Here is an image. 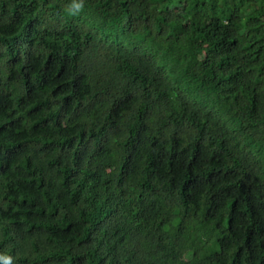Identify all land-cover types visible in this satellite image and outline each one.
Masks as SVG:
<instances>
[{"label": "trees", "instance_id": "16d2710c", "mask_svg": "<svg viewBox=\"0 0 264 264\" xmlns=\"http://www.w3.org/2000/svg\"><path fill=\"white\" fill-rule=\"evenodd\" d=\"M0 257L264 264V0H0Z\"/></svg>", "mask_w": 264, "mask_h": 264}, {"label": "clouds", "instance_id": "9594fccd", "mask_svg": "<svg viewBox=\"0 0 264 264\" xmlns=\"http://www.w3.org/2000/svg\"><path fill=\"white\" fill-rule=\"evenodd\" d=\"M73 7L79 11L82 7H83V4L82 2L81 3H78V4H74ZM0 259H4L5 260V264H9V260L8 258H5V257H0Z\"/></svg>", "mask_w": 264, "mask_h": 264}]
</instances>
